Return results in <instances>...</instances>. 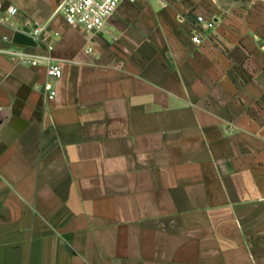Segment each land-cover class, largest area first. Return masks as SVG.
Returning <instances> with one entry per match:
<instances>
[{
    "label": "crops",
    "instance_id": "crops-1",
    "mask_svg": "<svg viewBox=\"0 0 264 264\" xmlns=\"http://www.w3.org/2000/svg\"><path fill=\"white\" fill-rule=\"evenodd\" d=\"M62 1L0 0V264H264V0Z\"/></svg>",
    "mask_w": 264,
    "mask_h": 264
},
{
    "label": "built area",
    "instance_id": "built-area-1",
    "mask_svg": "<svg viewBox=\"0 0 264 264\" xmlns=\"http://www.w3.org/2000/svg\"><path fill=\"white\" fill-rule=\"evenodd\" d=\"M124 0H64L57 8L61 12L69 25L82 28L87 32L97 31L101 29L106 21L116 12L120 3ZM18 13V7L14 4L4 6L0 2V22L15 27L14 17ZM215 22L212 18L204 15L197 17V25L192 35V41L201 43L203 40L204 28L214 27ZM205 26V27H204ZM45 30V26L38 24L33 27L32 35L35 39H39ZM58 34V33H56ZM8 39L7 36L4 37ZM0 51L10 56H17L25 62L38 64L42 60L40 58H31L24 55L15 48H0ZM48 66V75L52 77H60L62 75V66L58 61L50 58L44 59ZM43 89L49 99H54L57 95V88L51 79L46 80Z\"/></svg>",
    "mask_w": 264,
    "mask_h": 264
}]
</instances>
